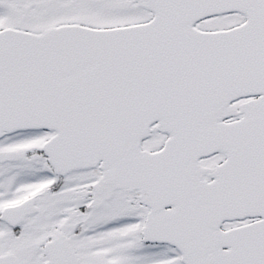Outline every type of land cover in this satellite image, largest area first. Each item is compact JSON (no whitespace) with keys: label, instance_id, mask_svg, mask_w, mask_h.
I'll use <instances>...</instances> for the list:
<instances>
[{"label":"snow or ice","instance_id":"6c2138e0","mask_svg":"<svg viewBox=\"0 0 264 264\" xmlns=\"http://www.w3.org/2000/svg\"><path fill=\"white\" fill-rule=\"evenodd\" d=\"M0 264H264V0H0Z\"/></svg>","mask_w":264,"mask_h":264}]
</instances>
